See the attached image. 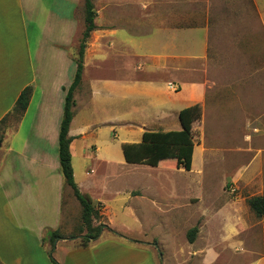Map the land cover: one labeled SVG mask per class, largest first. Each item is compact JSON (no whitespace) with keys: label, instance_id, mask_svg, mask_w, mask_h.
I'll use <instances>...</instances> for the list:
<instances>
[{"label":"rangeland","instance_id":"1","mask_svg":"<svg viewBox=\"0 0 264 264\" xmlns=\"http://www.w3.org/2000/svg\"><path fill=\"white\" fill-rule=\"evenodd\" d=\"M96 1L95 8L108 3L105 13L112 15L139 8L130 0ZM57 2L0 0V64L13 67L15 78L8 84L14 91L24 83L23 74L26 67L30 69L29 64L28 73L32 77L35 73L42 74L39 69L47 67L46 64L54 67L63 58L64 52L58 51L57 44L68 43L73 50L77 44L76 54L79 50L85 29V1L76 2L75 26L60 21V9L55 11ZM184 8L249 12L247 20H252L251 25L233 24L222 29L225 44L234 37L246 42L241 44H247V48L224 45L218 50V64H214L211 50L208 61H191L182 66L186 73L180 74L187 75V80L207 84L202 117L193 124L195 154L189 172L177 169L176 160L162 162L158 167L128 164L122 149V144L140 143L143 137L139 126L128 127L124 123L141 121L151 127L165 109L179 111L187 105L188 92L167 91L169 79H173L168 72L151 70L157 73L150 75L143 86L158 89L154 92L143 89L139 95L124 90L122 93L129 98L127 102L119 101L114 95L98 94L91 114L83 110L88 106L78 107L77 126H97L87 131L86 140H77L73 164L79 183H83L86 169L93 170L82 191L94 203L102 205L103 217L94 225L103 226L86 253L90 264H264V220L256 216L248 202L264 195V0H169V9ZM42 22L46 25L43 33L36 28L44 26ZM161 34L155 29L152 38ZM153 51L161 53L160 49ZM217 106L219 112L215 111ZM113 117L120 118L121 124L115 128L111 124L103 125ZM18 120L17 116H11L7 129L10 126L16 129ZM176 123L180 129L179 119ZM7 129L0 130V140L5 139ZM26 131L19 135L9 133L8 140L10 143L13 140L17 151ZM3 152L7 153L6 146ZM85 153L90 159L83 157ZM4 202L0 194V238L6 244V237L14 249H24L25 245L16 243L18 226L10 221ZM46 208L37 213L38 219L52 223L51 210ZM72 225L75 233L71 236L59 232L54 245L46 235V249H50L53 264L67 258L68 264L74 261L75 255L63 258L53 252L57 245L66 249L75 247V242H60L62 237H78L80 248L79 241L86 232L80 234L81 219L73 220ZM19 226L26 227L20 223ZM194 228H198V233L194 243H190L189 232ZM25 244L32 247L29 241Z\"/></svg>","mask_w":264,"mask_h":264},{"label":"crops","instance_id":"2","mask_svg":"<svg viewBox=\"0 0 264 264\" xmlns=\"http://www.w3.org/2000/svg\"><path fill=\"white\" fill-rule=\"evenodd\" d=\"M57 1L55 11L60 9L58 13L60 21L75 26L77 24L75 17L77 0H73L74 2L72 0ZM130 1H135L139 8L136 10H131V8L125 14L105 13L106 9L104 8L108 3L101 4L102 9L99 6L96 7L98 12L97 29L93 32L85 53L83 83L75 93L76 107L69 133V136L73 138L71 144L73 164L74 147L77 140H86L89 134L87 131L97 127L94 124L77 126L79 106H88L83 110L85 113L91 114L93 113L94 98L98 94L114 95L119 101L127 102L129 98L122 93L124 90L134 91L139 95L143 89L154 92L158 89L148 85L143 86V82L149 81L150 75L157 73L151 72V70L158 71V73L168 72L174 80L169 79L167 91L172 94L188 92L187 105L179 111H171L165 107L168 108L164 111L166 114L163 112L158 115L153 120L156 124H151V127L141 121L124 124L128 127L139 126L143 134L146 131H180L181 123L179 129L175 122L179 119L181 111L194 105H205L207 100V84L202 81L187 80V75L180 74L185 72L182 66H187L191 61H208L211 50L214 52L213 56L216 60L214 64H218L220 56L218 50L224 45L225 48L226 46L237 47V49L241 46L247 48V44H241L246 42L234 37L233 40L225 44L222 34L223 27L228 25L240 24L247 27L252 24V20H247L249 12L245 10H242L240 14H235L232 9L227 12L225 10V13L219 9L205 11L204 8L199 10L184 8L174 11L169 9V0ZM96 2L98 3V0ZM62 7H65L67 11L63 12ZM223 16L231 19L223 20ZM179 22L182 24L178 25ZM42 23L44 26L36 28L43 33V30L46 31V25L44 22ZM155 29L162 32L156 39L152 38ZM258 43L262 44L260 41ZM56 48L58 51H62V54L64 52L63 58L54 67L46 64L47 67L39 69L42 74L32 75L31 73L32 77L28 73L31 71L29 64L30 69L26 67V72L24 71L23 74L24 83L15 91L8 84V81H13L15 78L13 67L8 68L6 63L0 64L2 76L0 77V122L12 112L21 92L27 87L33 88L29 108L16 129L10 126L5 134V139L0 140V194L5 199L4 207L10 221L18 226L19 234L16 236V243L25 245L24 249H14L7 243L6 237V244L0 238V264H53L49 258L50 249H46L48 245L46 235H49L48 232L58 231L72 236L75 233L74 225H72L73 220L81 219V205L74 197L71 188L65 184L59 153L57 154L66 90L72 85L77 70L75 63L77 44L76 50L75 48L73 50L72 45L68 43L57 44ZM153 49H160L161 53H155ZM138 60L142 63L135 62ZM184 61H187V64H183ZM151 96L148 94L149 98ZM217 107L215 111L219 112V106ZM120 120L118 117H113L107 119L103 125L111 124L115 128L117 124H121ZM149 128L151 129L149 130ZM25 129L27 130L26 134L21 142L20 150L17 151L13 140L11 143L8 140L9 133L19 135L21 132L24 133ZM4 146L7 147L6 154L3 152ZM86 149L88 148L86 147ZM83 157L90 159L87 153ZM92 171L86 169L85 174H82L83 183H79L74 168L75 180L81 191ZM46 207L51 210L50 214L53 218L50 221L52 223L40 222L38 219L40 215L37 213L45 211ZM43 219L45 220L44 217ZM19 223L26 227L21 228ZM62 238L64 239H61L60 242L68 244L72 241L75 242V247L66 249L59 248L57 245L53 251L55 254L58 253L61 257L63 255V258L65 255L71 258L75 255L76 258L73 257L72 264H90V260L86 259L88 258L86 256L88 247L78 248V239H75L78 237ZM28 241L31 242V248L26 247L25 242ZM80 256L81 260L78 259ZM59 262L68 264L70 261L68 262L67 258L61 259Z\"/></svg>","mask_w":264,"mask_h":264},{"label":"trees","instance_id":"3","mask_svg":"<svg viewBox=\"0 0 264 264\" xmlns=\"http://www.w3.org/2000/svg\"><path fill=\"white\" fill-rule=\"evenodd\" d=\"M85 1V29L80 41L79 50L75 55L77 70L72 85L66 90L64 114L59 132V161L61 172L65 179V184L71 188L74 197L81 205V226L80 234H86L79 241V247L86 248L90 243L97 239L100 234L102 225L95 226L94 222L100 220L102 205L94 203L92 198L81 192L75 180L73 168V156L71 144L73 138L69 136L71 124L74 119V108L76 107L75 93L83 83L85 72V53L88 40L91 34L97 29L96 18L97 11L94 0ZM33 96V88H25L11 113H9L0 122V130L7 129L8 119L11 116H17L19 120L24 116L29 108ZM202 117L201 105H194L181 111L179 120L181 123L180 131L169 132H151L146 131L143 134L140 143H124L122 145L125 160L128 164L147 165L158 167L162 162L176 160L177 169L191 171L194 161L195 142L193 138V124ZM18 120V121H19ZM3 127V128H2ZM249 205L257 217L264 220V195L251 198ZM198 228L189 232V241L194 243ZM51 243L59 237V232H49ZM78 242V241H77Z\"/></svg>","mask_w":264,"mask_h":264},{"label":"clouds","instance_id":"4","mask_svg":"<svg viewBox=\"0 0 264 264\" xmlns=\"http://www.w3.org/2000/svg\"><path fill=\"white\" fill-rule=\"evenodd\" d=\"M233 234H235V229H232Z\"/></svg>","mask_w":264,"mask_h":264},{"label":"water","instance_id":"5","mask_svg":"<svg viewBox=\"0 0 264 264\" xmlns=\"http://www.w3.org/2000/svg\"><path fill=\"white\" fill-rule=\"evenodd\" d=\"M0 146H1V143H0ZM75 239H77V238H75Z\"/></svg>","mask_w":264,"mask_h":264}]
</instances>
